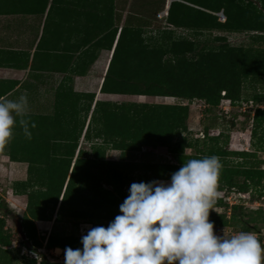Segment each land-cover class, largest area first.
Wrapping results in <instances>:
<instances>
[{
    "label": "trees",
    "instance_id": "trees-1",
    "mask_svg": "<svg viewBox=\"0 0 264 264\" xmlns=\"http://www.w3.org/2000/svg\"><path fill=\"white\" fill-rule=\"evenodd\" d=\"M20 1L24 0H5V4L14 8ZM100 1L92 0L89 9L96 10L95 5L100 4ZM47 2L48 0H37L38 5L42 3L38 10L40 13L45 11ZM255 4H260V10ZM163 5L164 0L161 3L162 7ZM109 8L105 3L100 7L103 11H108ZM159 9L155 8L152 15ZM220 10L225 17L224 22L218 21L215 14ZM12 11L22 10L16 8ZM166 12L165 20L174 28L245 32L254 34L251 35L253 41L264 40V0H175L169 3ZM106 13L101 19V28H98L95 35L97 40L94 43L91 41L93 48H112L117 30H109L111 23ZM128 19L125 27L120 28L112 49L100 86L103 94L164 97L185 101L197 99L204 101L208 108H214L222 99L230 102L238 100L242 80L255 76L257 70L262 68L260 65L264 51L257 47L221 43L196 51L195 41L183 38L172 40L170 31H165L157 40L156 36L152 37L154 43H148L142 37V31L150 26L151 18L131 16ZM93 26L96 28L98 25ZM106 41L108 45L105 44ZM166 55H170V58L164 59ZM221 92H224V96H221ZM78 97V100L82 98L87 102L81 110L87 114L93 94ZM251 101L258 106L253 113L255 130L264 124V108H259L264 106V95L255 96ZM75 104L77 105L76 101ZM185 106L96 101L85 128L82 124L73 122L76 121L74 117L77 109L72 107L71 111L66 112L72 117V121L64 126L57 124L53 131L39 123L31 129L32 138L29 140L20 129L14 130L13 138L7 143V156L12 162L27 163L28 177L25 181H15L10 188L16 195L26 196V207L18 221L0 198V250L13 241L7 230L3 229L6 219L11 223H20L25 240L19 242L34 253L40 250L43 241L50 250H64L66 247L82 249L78 233H58L53 229L46 239L39 238L35 222L53 220L58 223L69 220L75 231L80 221L91 224V227H107L120 214L119 205L129 194V188L125 189L124 186L130 175L136 173L145 183L170 180L171 174L190 158L216 155L222 160L236 155L240 161L231 163L230 166L222 164L217 190L233 188L241 193L250 190L252 186H259L261 179H264V166L263 169L260 167L264 161L257 158L256 152L235 153L219 147H209L205 153L195 148L197 153L194 155L184 154V149L188 146L186 139L181 136L187 130L188 108ZM208 110L204 109V112ZM93 121L99 124L98 129L91 127ZM81 135L87 140L92 136L102 137L105 143L103 147L110 144L121 151L120 159L87 157L81 150L75 155ZM208 141L215 144L217 138L211 137ZM260 141L261 139L259 144ZM142 146L166 147L176 157V163L127 158L128 155L139 152ZM103 147L99 149L100 154ZM257 147L264 152V146ZM238 177H242L243 181H236ZM101 180L107 182L111 189H102ZM217 203L222 205L224 212L217 214L209 211V219L214 227H228L234 217L232 209L238 205L229 207L222 199H218ZM227 209H230L229 217L226 215ZM244 223L243 231H258L251 225V221ZM15 234L17 235L16 231ZM40 257L37 264H59L49 261L47 257Z\"/></svg>",
    "mask_w": 264,
    "mask_h": 264
},
{
    "label": "rangeland",
    "instance_id": "rangeland-1",
    "mask_svg": "<svg viewBox=\"0 0 264 264\" xmlns=\"http://www.w3.org/2000/svg\"><path fill=\"white\" fill-rule=\"evenodd\" d=\"M163 0H137V3L134 5L133 10L130 11H145V17L151 18L150 26L148 28H144L142 31V37L145 39V42L154 43L155 40L159 39L160 36L163 35L165 31L171 32L172 35L170 36L172 40L176 39H187L190 41H195L196 51L200 48H209L212 46H217L221 43H227L231 46H243V47H257L258 49H262L264 51V40L262 41H253L252 36L254 34L250 33H228L222 31H191L183 28H174L171 25H168L165 18L167 12L161 15L162 9H159L154 13L155 8H160L161 3ZM39 5L37 4V0H24L20 1V3L16 4V7H12L11 5L5 4V0H0V11H12L16 8H21L22 11H33L39 10ZM18 5V6H17ZM51 5V6H50ZM47 6L46 11H55L57 7L54 4H50ZM90 5V3H89ZM159 5V6H158ZM257 9L260 10V4H255ZM50 6V7H49ZM89 8V7H88ZM59 11V10H58ZM91 13H95L96 11H103L99 9H89ZM105 11V10H104ZM219 12H222L220 10ZM122 14V13H121ZM92 15V14H90ZM95 15V14H94ZM96 16V15H95ZM105 16V15H104ZM97 17V16H96ZM98 18V17H97ZM118 29L125 27L127 19L126 14H122L119 17ZM48 20V19H47ZM219 21V20H218ZM221 22V21H220ZM117 28H115L117 30ZM196 32V33H195ZM162 33V34H161ZM216 37H220V39L224 40H217ZM161 38V37H160ZM45 40V39H43ZM42 43V42H41ZM44 43H47V39ZM94 43V41H93ZM93 43H89V56L95 52L96 53L101 48H93L91 47ZM42 52H39L37 55H41ZM107 55V53L105 54ZM264 55V54H263ZM170 58V55H166L164 59ZM262 68L257 70L255 76H252L248 79L242 80L240 87H239V99L230 102L220 101V104L217 107L211 108L201 100H192V101H185V100H176L174 98H164V97H148V96H110V97H103L97 101H110V102H135V103H148V104H181L186 105L185 107L188 108V118H187V130L183 132L181 135L184 139H186V143L188 146L184 149V154L186 155H194L197 153L195 148L199 151L206 152L207 148L209 147H219L220 149H224L226 151L231 152H256L257 158L264 161V152L258 149L259 147L264 146V124L262 127L253 128V113L256 109V104L251 101L254 100L255 96L264 95V56L262 57V63L260 65ZM100 74V73H99ZM94 96V94H93ZM222 96V92H221ZM78 95H62L61 91L57 92L55 97V106L52 110V106L50 105V101L48 103H40V108L36 109V106L31 107V111L35 114L40 113L42 115H33L29 114L31 121H34L36 125L39 123L42 126H47L51 131H53L57 124L65 125V123L72 121V117L66 114V112L71 111L73 108L77 109V115L74 117L78 124H82L84 128L87 126L89 122V118L91 116V111L93 109L90 108V111L85 114L84 111L82 112V106L87 104L85 100L80 98L78 100ZM95 97H93L92 104L94 102ZM78 100V101H77ZM75 101L77 105L75 104ZM48 104V105H47ZM91 104V106H92ZM50 105V106H49ZM73 105V106H72ZM262 105V104H261ZM264 105V103H263ZM73 107V108H72ZM39 108V107H37ZM264 108V106H263ZM204 109H209L207 112H204ZM63 114L65 115L63 117ZM98 123L93 121L92 126L93 129H98ZM55 126V127H54ZM83 128V131H84ZM19 130V127H15L14 130ZM206 134V137H205ZM84 135V134H83ZM93 137V136H92ZM87 140L82 135L78 140L77 149L75 155L77 154L78 150L83 151V153L87 157H103L106 160H119L121 157V151L117 150L108 144V146L103 147L105 145L103 138H92ZM217 138V142L210 143L208 141L209 138ZM260 144H259V140ZM8 144L0 145V152H4L7 155L8 152ZM99 147V148H98ZM103 147L101 153L99 149ZM9 158V157H8ZM128 159H134L136 161H151L157 163H176V157L170 154L167 151L166 147H156L151 148L149 146H142L139 152L133 153L128 155ZM221 163L230 166L231 163H235L240 161L238 156L231 155L228 156L226 159H220ZM227 161L229 163H227ZM24 163V162H23ZM17 164V168L15 173L11 174L12 169L5 170L3 172L0 170V198L3 199L7 205V207L14 213L16 219L20 221L21 219V209L24 210L26 207V196L22 195V197H13L15 193L11 191L10 188L15 181H25L28 177L27 169L26 174L22 173L19 174V171L25 167H27V163L24 164ZM263 165L260 167L263 169ZM20 167V168H19ZM3 172V173H2ZM15 174V175H14ZM144 180L139 179L136 173L130 175L128 182L125 184L124 188L128 189L133 182H141ZM163 182H170V180H159ZM236 181L242 182L243 178L238 177ZM148 183V181H146ZM101 188L110 190L111 187L105 182L101 180L100 182ZM232 189H225L217 190L218 195L229 196L230 199L227 202L230 203H237L236 201V192L232 191L234 194H225V192H231ZM251 192L248 194L250 195L251 199L257 200V205L253 204L249 208H243L242 206L238 205L232 209V213L234 215L233 219L230 220V225L232 226L233 231H241L245 227L244 222L251 221V225H254L255 230L258 229L260 232V236L264 238V179H261L259 186H252ZM244 193V192H243ZM238 194V193H237ZM218 198L216 197L215 203L213 204L212 213L221 214L224 212V209L221 208V204L217 203ZM262 205V206H261ZM229 206V205H228ZM229 215V212H227ZM1 217V213H0ZM17 221V223H19ZM20 224V223H19ZM86 224L87 228L91 227V224L80 221L78 227H83ZM37 236L39 238L44 237L45 239L48 237L53 229L60 233L64 232L66 234L75 233L76 231L73 229L72 224L69 220H64L61 222H44L39 221L35 222ZM6 229L8 234L11 235V239L13 240L11 244L7 247H3L0 250V264H32V261H35V264L39 263L41 257H47V259L52 260L53 263H64V250L58 249H47L45 247V242L43 241V246L40 250L35 254L33 251H29L26 247H23V244L19 242V237L15 234V229L10 220H5L4 228ZM5 230V231H6ZM79 231V230H78ZM87 231V229H86ZM87 234V233H85ZM84 234V235H85ZM227 235V234H225ZM41 253V254H40Z\"/></svg>",
    "mask_w": 264,
    "mask_h": 264
},
{
    "label": "clouds",
    "instance_id": "clouds-1",
    "mask_svg": "<svg viewBox=\"0 0 264 264\" xmlns=\"http://www.w3.org/2000/svg\"><path fill=\"white\" fill-rule=\"evenodd\" d=\"M15 127L29 140L36 127L23 94L0 97V145L10 142ZM222 167L216 155L190 158L170 182L131 183L107 227L84 224L82 237L78 227L82 249L66 247L64 264H264V242L255 232H214L209 211Z\"/></svg>",
    "mask_w": 264,
    "mask_h": 264
},
{
    "label": "crops",
    "instance_id": "crops-1",
    "mask_svg": "<svg viewBox=\"0 0 264 264\" xmlns=\"http://www.w3.org/2000/svg\"><path fill=\"white\" fill-rule=\"evenodd\" d=\"M91 2L92 0H48L43 13L37 10L0 12V97L15 99L23 94L28 98L29 114L39 115L40 113L35 114L30 108L36 106V109L41 110L40 103L50 101L53 110L58 91L67 97L94 94L91 109L103 97L119 96L100 92L120 30L117 28L119 17L122 14H126L127 19L131 16L145 17V11H130L137 0H101L100 4L95 5L96 9L102 10L100 7L104 3L110 8L108 11H96L94 14L97 18L89 11ZM54 3L56 10L46 11L47 6ZM169 3V0H164L163 7H160L161 15L166 14ZM105 12L111 23L109 30L117 28L112 48H101L96 55L94 52L89 56V43L97 40L95 35L98 28H101L99 26ZM95 24L98 25L96 28L93 26ZM43 39H47V43ZM105 44L108 45V42ZM39 52L42 54L37 55ZM22 163L12 162L4 152H0L1 171L8 170L9 174L12 169L13 174L17 164ZM26 169L27 167L21 169L19 174H26ZM12 196L22 197L13 193ZM24 210L21 209L20 217ZM214 232L217 235L223 232L231 235L237 231H233L229 225L214 227ZM252 232L264 242L259 231Z\"/></svg>",
    "mask_w": 264,
    "mask_h": 264
},
{
    "label": "built area",
    "instance_id": "built-area-1",
    "mask_svg": "<svg viewBox=\"0 0 264 264\" xmlns=\"http://www.w3.org/2000/svg\"><path fill=\"white\" fill-rule=\"evenodd\" d=\"M215 14H216V16H217L219 21L224 22L225 17H224L222 12H218V13H215ZM222 96H224V92H222ZM223 101H227L230 104V100H228V99H223ZM259 108H263V106H259ZM232 191H235V189L232 188L231 192H227V193L225 192V194L229 195V194L232 193ZM250 192H251V190H248V191H246L244 193L241 192V193H238V194L236 192V195H237L236 196V201H237V203H235V202H233V203L227 202V200H229L231 198L230 195L228 197L224 196V195H218L217 198L218 199H222L226 204L229 205V207L238 204V205L242 206L243 208H247V207L249 208L253 204H255V205L258 204L257 200L251 199L250 195H248ZM232 194H234V193H232ZM228 212L230 214V209H228ZM79 232H80L81 237H82V235H84L86 233V229L84 228V226L79 228Z\"/></svg>",
    "mask_w": 264,
    "mask_h": 264
},
{
    "label": "water",
    "instance_id": "water-1",
    "mask_svg": "<svg viewBox=\"0 0 264 264\" xmlns=\"http://www.w3.org/2000/svg\"><path fill=\"white\" fill-rule=\"evenodd\" d=\"M170 1H175V0H170ZM15 224V229L20 237V240H24V233L22 232V229H21V225L17 222L14 223Z\"/></svg>",
    "mask_w": 264,
    "mask_h": 264
},
{
    "label": "flooded vegetation",
    "instance_id": "flooded-vegetation-1",
    "mask_svg": "<svg viewBox=\"0 0 264 264\" xmlns=\"http://www.w3.org/2000/svg\"><path fill=\"white\" fill-rule=\"evenodd\" d=\"M14 222H15V221L12 222V225H13V226L15 225Z\"/></svg>",
    "mask_w": 264,
    "mask_h": 264
},
{
    "label": "bare ground",
    "instance_id": "bare-ground-1",
    "mask_svg": "<svg viewBox=\"0 0 264 264\" xmlns=\"http://www.w3.org/2000/svg\"><path fill=\"white\" fill-rule=\"evenodd\" d=\"M170 1V0H169ZM171 2V1H170ZM57 249H55V251H56Z\"/></svg>",
    "mask_w": 264,
    "mask_h": 264
}]
</instances>
